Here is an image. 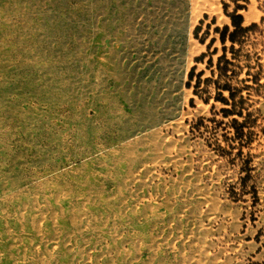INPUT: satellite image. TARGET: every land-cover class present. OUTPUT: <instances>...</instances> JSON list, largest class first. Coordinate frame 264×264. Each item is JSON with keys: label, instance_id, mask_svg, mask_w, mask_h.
Segmentation results:
<instances>
[{"label": "rangeland", "instance_id": "rangeland-1", "mask_svg": "<svg viewBox=\"0 0 264 264\" xmlns=\"http://www.w3.org/2000/svg\"><path fill=\"white\" fill-rule=\"evenodd\" d=\"M208 2L0 0V264H264V0L228 103Z\"/></svg>", "mask_w": 264, "mask_h": 264}, {"label": "trees", "instance_id": "trees-1", "mask_svg": "<svg viewBox=\"0 0 264 264\" xmlns=\"http://www.w3.org/2000/svg\"><path fill=\"white\" fill-rule=\"evenodd\" d=\"M231 1L234 3V9L231 12H229L228 11L229 3L226 0H222L224 11L230 18V24H224L222 27L216 26L215 32L219 33V36L218 38L212 37L207 44L209 49L211 48V46L217 39H219L220 42L223 44V48H222L223 52L222 54L218 56L216 68H212L211 72L213 76L214 75L217 76V78L213 80V82L217 84L216 86L217 93L215 95V99L222 100L225 103H228L230 99H235V97L241 91L240 88L233 86V83H232L233 78L237 76V74L239 73V70H237L236 68H229L230 64H235V65H238V64L234 63L231 59L227 57L228 47L226 45V42L229 40L231 42V46H230L231 50L234 52H238L240 48L236 49L235 44L236 43L242 44L247 35V32L253 28L258 27V22H251L248 25H244V16L242 13L239 12L242 9L248 8L249 0H231ZM214 20L215 19L213 18V21ZM262 20H264V16L262 17ZM198 29L199 27L197 26L195 29L196 35L198 33ZM216 51H217V47L214 48L213 52H216ZM234 54L236 55V53ZM205 56H206V53L203 52L199 56L196 57V60L201 61L204 59ZM212 65H213V59L210 57L208 60V67L211 68ZM247 66L249 68L247 70V73L250 74V71H251L250 68L252 66L251 64H247ZM238 67L242 69V66L238 65ZM195 69H196V66L194 65L189 72L190 81L188 82V85H191L190 82L191 80H193L195 76ZM202 74H203V70L197 73L198 80L194 85L195 94H199V87L201 86L202 81L204 82L211 81L212 79L211 77H206L205 79H201ZM221 79L223 80V82H220ZM226 90L228 91V96H225L223 94L224 91ZM204 100L206 102L209 101V96L205 97ZM223 111H225V113L227 114H230L232 113V111H235V110L224 108ZM238 113L241 115L243 114L242 111H239Z\"/></svg>", "mask_w": 264, "mask_h": 264}, {"label": "bare ground", "instance_id": "bare-ground-1", "mask_svg": "<svg viewBox=\"0 0 264 264\" xmlns=\"http://www.w3.org/2000/svg\"><path fill=\"white\" fill-rule=\"evenodd\" d=\"M203 1H204L205 7H207L208 9H212L211 6H209L208 0H203Z\"/></svg>", "mask_w": 264, "mask_h": 264}]
</instances>
